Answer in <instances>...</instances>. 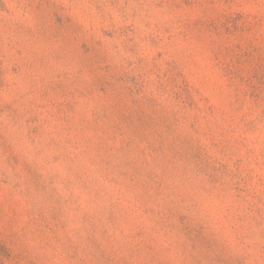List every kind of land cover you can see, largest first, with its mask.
Wrapping results in <instances>:
<instances>
[{
	"label": "clouds",
	"instance_id": "clouds-1",
	"mask_svg": "<svg viewBox=\"0 0 264 264\" xmlns=\"http://www.w3.org/2000/svg\"><path fill=\"white\" fill-rule=\"evenodd\" d=\"M225 20L264 48V0H0V264H264Z\"/></svg>",
	"mask_w": 264,
	"mask_h": 264
},
{
	"label": "rangeland",
	"instance_id": "rangeland-1",
	"mask_svg": "<svg viewBox=\"0 0 264 264\" xmlns=\"http://www.w3.org/2000/svg\"><path fill=\"white\" fill-rule=\"evenodd\" d=\"M207 30L219 41L213 59L220 63L225 74L244 83L254 103L264 100V48L253 42L231 45L236 26L228 20L213 22ZM7 252V246L0 245V255Z\"/></svg>",
	"mask_w": 264,
	"mask_h": 264
}]
</instances>
